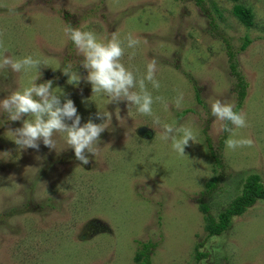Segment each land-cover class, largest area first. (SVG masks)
<instances>
[{"label": "rangeland", "instance_id": "rangeland-1", "mask_svg": "<svg viewBox=\"0 0 264 264\" xmlns=\"http://www.w3.org/2000/svg\"><path fill=\"white\" fill-rule=\"evenodd\" d=\"M241 3L255 15L251 28L235 17L230 0H0L4 54L46 61L37 85L53 81L62 102L73 100L81 124L89 118L103 123L96 119L98 111L111 114L98 144L104 149L97 157L87 154L85 165L63 139L56 150L42 142L39 151L19 149L7 131L22 127V121H10L0 108V264H136L140 244L148 242L155 245L152 264H196L199 244L207 254L203 264H264V200L234 217L220 236L209 237L205 229L209 216L230 205L249 174L258 173L264 183V0ZM67 24L93 32L98 40L114 32L122 40L129 33L140 39L131 59L133 49L125 46L121 63L139 79L148 61L156 59L160 88L146 81L152 110L162 124L190 125L197 133L186 156L160 138L153 116L139 114L127 101L108 104L110 97L92 96L83 79L68 83L65 68L82 77L87 71L65 35ZM246 37L253 43L239 53ZM229 46L248 83L240 111L248 126L237 130L236 138L253 141L234 151L222 143L229 137L222 130L227 122L213 117L208 103L219 99L234 109L238 103ZM37 75L0 69V100ZM178 92L184 94L179 109ZM214 178L219 181L209 190Z\"/></svg>", "mask_w": 264, "mask_h": 264}, {"label": "clouds", "instance_id": "clouds-1", "mask_svg": "<svg viewBox=\"0 0 264 264\" xmlns=\"http://www.w3.org/2000/svg\"><path fill=\"white\" fill-rule=\"evenodd\" d=\"M64 32L82 54L81 65L87 71V75L82 77L77 72H71L70 66L65 68L63 73L69 77L68 83L79 84L83 79L91 85L92 96L106 95L110 97L108 104L127 101L128 107L135 106L139 114L153 116V124L160 128V138L170 141L175 152L186 156L185 148L189 145V141L196 140L197 133L190 125L174 127L173 124H162L152 110L154 98L147 89L146 81L153 89L160 88V82L155 78L156 59L152 58L148 61L146 73L139 79L133 71L121 63L125 46L133 49L129 54L131 59L136 55L135 49L141 43L140 39L129 33L122 40L119 32H114L110 39L98 40L93 32L81 31L70 24L66 25ZM0 49H3L0 51V69L10 68L17 73L22 70L25 72L35 70L38 73L29 86L12 91L6 98L0 100V108L8 113L10 121H22V127L7 131L12 142L19 149L39 151L40 142L50 150H56L58 139H63L67 148L74 150L75 158L85 165L89 163L87 154L99 156L104 149L98 147L100 136L108 128L111 114L107 111H98L96 119L103 120V123H94L93 119L89 118L86 123L81 124V116L73 100L65 98L62 102L63 93L58 88L53 90V81L49 80L37 85L36 81L40 79L38 69L46 61L32 56L14 58L5 55L7 50L4 49L2 41H0ZM183 98V92H178L174 99L176 108L182 107ZM155 101L163 102L167 109L168 104L164 102L163 97L157 96ZM208 103L212 116L218 121L227 122L222 125V130L229 133V137L225 140L227 150L234 151L239 147L253 145L251 139L236 138L237 130L248 126L245 113L234 111L233 104L219 99L209 98ZM25 116L28 118L23 119ZM117 117H119V109H117ZM229 124L232 127H229Z\"/></svg>", "mask_w": 264, "mask_h": 264}, {"label": "trees", "instance_id": "trees-1", "mask_svg": "<svg viewBox=\"0 0 264 264\" xmlns=\"http://www.w3.org/2000/svg\"><path fill=\"white\" fill-rule=\"evenodd\" d=\"M235 3L233 8V14L235 17L247 28H251L254 25L255 15L252 9L246 8L242 5V0H230ZM253 43V40L246 37L240 47L239 53L244 52ZM230 70L233 75L237 78V94L238 103L234 109L236 112H240L245 100L247 98L248 83L245 76L239 71L237 53L234 52L229 46L228 51ZM196 98L200 104H202V98L200 91L196 89ZM188 112V111H187ZM186 113V112H185ZM230 127V126H229ZM206 134V133H205ZM227 136L224 137L222 143H225ZM206 141L208 147L212 151L216 162L220 165V160L214 153L213 147L210 143V139L206 136ZM219 178H214L212 181L207 183V188L213 190L215 188ZM258 200H264V183L262 182L261 176L258 173L252 172L249 174L242 184V189L240 193L235 197V199L230 203V205L223 211L219 212L217 216H209L207 219V224H205L206 232L209 237L220 236L226 232L231 226V222L234 217L241 216L249 208L253 207ZM204 211H209L208 205H202ZM141 248L135 255L136 264H152L150 251H152L155 245L152 242L140 244ZM202 244L196 247V264H203L202 260L207 256L206 253L201 252ZM221 261V260H220Z\"/></svg>", "mask_w": 264, "mask_h": 264}, {"label": "water", "instance_id": "water-1", "mask_svg": "<svg viewBox=\"0 0 264 264\" xmlns=\"http://www.w3.org/2000/svg\"><path fill=\"white\" fill-rule=\"evenodd\" d=\"M144 132H145V131L141 129V130L139 131V134H140V135H143Z\"/></svg>", "mask_w": 264, "mask_h": 264}]
</instances>
